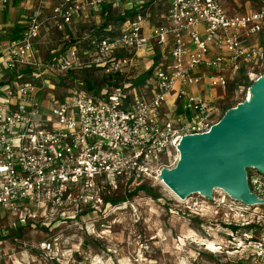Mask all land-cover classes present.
I'll return each mask as SVG.
<instances>
[{
  "label": "built area",
  "instance_id": "2783aa9c",
  "mask_svg": "<svg viewBox=\"0 0 264 264\" xmlns=\"http://www.w3.org/2000/svg\"><path fill=\"white\" fill-rule=\"evenodd\" d=\"M153 1L58 0L48 20L64 31L75 19L101 13L104 6L139 13ZM166 1L164 23L147 36L139 13L115 35L94 38L91 53L66 45L52 59L41 61L35 49L45 22L44 0H39L21 38L0 47V264H37L33 257L38 255L51 264H104L81 247H72L69 241L75 233L26 244L18 241L20 231L40 221L50 233L64 226L67 233L82 228L95 235L90 226L94 231L100 217L118 207L108 202L109 196L119 188L130 196L144 185L161 184V172L173 168L183 137L207 133L221 120L212 97L186 90L207 83L226 92L243 64L264 62V50L252 40L264 30V0H245L258 3L247 14H229L221 0ZM155 46L169 48V62L155 68L149 99L131 96L124 85L102 95L84 89L60 100L45 98L47 91L55 90L46 80L85 68H101L115 84L134 61L124 51L154 57ZM213 52L217 54L211 56ZM202 68L207 70L200 72ZM177 86L180 111L172 109L163 117V105ZM248 183L264 200V177L250 174ZM240 203L228 205L221 222L225 237L218 245L213 234H206L215 248L206 245L205 251L210 259L219 253L236 255L234 261L220 264H264V213L260 206ZM144 259L130 258L128 264H158Z\"/></svg>",
  "mask_w": 264,
  "mask_h": 264
},
{
  "label": "rangeland",
  "instance_id": "374dc122",
  "mask_svg": "<svg viewBox=\"0 0 264 264\" xmlns=\"http://www.w3.org/2000/svg\"><path fill=\"white\" fill-rule=\"evenodd\" d=\"M222 1L226 3L228 9L235 8L234 0ZM54 2L55 0H46L45 6L47 9L45 10H47V16ZM163 2L159 6L154 4L145 10L139 11L146 19L145 24L146 21L150 25L162 21V17L165 16L168 10L167 1L163 0ZM107 9L110 14L106 18L110 20H106L102 12H90L89 17L72 27L73 35L68 39L65 37L70 35L71 32H55L51 27L52 24L47 21L38 49L41 59L46 60L54 52L63 50L66 45L76 44L84 49L86 43L93 40L95 36L100 34L102 36L106 32L115 35L119 26L124 23V21L121 22L116 18L124 17L125 13L129 11L124 7H108ZM18 18L22 23L26 22L24 17L19 16ZM131 19L130 17L127 18V20ZM105 22H109V25L106 31H103L102 27ZM63 38L68 41L64 46ZM126 56L134 59V66L129 69L119 83H111L114 88L139 76L148 78L161 62V60L158 62L156 60L152 61L144 52L130 51L126 53ZM262 64L263 67L260 70L263 71L264 62ZM256 79L249 76H239L238 73L230 78L228 90L223 93L222 99L218 102L217 113L220 118L224 117L229 109L236 107L247 99L249 88L252 87ZM93 80L99 82L97 86H103L104 89L110 88L101 72L97 70H78L74 71L70 77L66 75L61 79L54 80L50 78L46 80V84L53 83L55 85V90L53 92L47 91L45 98L47 101L51 97L59 100L67 98L74 93L82 92L86 84L93 82ZM178 158L174 157L172 159L173 168L176 166ZM246 172L249 177L250 174L258 171L247 168ZM262 175L264 177V174ZM151 187L147 191L136 193L134 196H129L124 188H119L112 196H109L121 199V201H118L117 208L106 213V217H100L102 212L97 214L100 219L95 223L94 231L90 226L91 232L95 234L93 236L84 233L82 228L73 229L72 232L70 230V233H67L64 226L58 227L50 233L49 230H45L47 227L42 224L43 222L38 221L33 225V228L27 227L21 230L18 241L26 244H37L54 234H62L61 237H64V234L66 236L75 233V237L69 241L72 247H81L84 251H88L94 261L104 264H113L117 261L128 264L130 258L145 261V256L158 264H220L234 261L236 255L227 256L224 253H219L214 259H210L208 252L205 251L206 245L212 249L215 247L206 239V234H213L218 245L219 240L225 237L226 231L223 229L221 222L228 214L227 207L228 205H241L240 201L234 202L226 197V203L223 204L222 200L225 193L221 189H216L211 198L200 194H192L178 201L164 184H154ZM125 201H129L131 204L122 206L121 203ZM196 202L202 204V207L194 206ZM259 206L260 212L264 213V204ZM249 207L253 208L254 206ZM85 219L88 220V218ZM33 260L37 264H47L49 262L41 255L36 256V259L33 257Z\"/></svg>",
  "mask_w": 264,
  "mask_h": 264
},
{
  "label": "water",
  "instance_id": "95a60500",
  "mask_svg": "<svg viewBox=\"0 0 264 264\" xmlns=\"http://www.w3.org/2000/svg\"><path fill=\"white\" fill-rule=\"evenodd\" d=\"M174 168L160 179L181 199L214 189L246 205L264 204L250 190L246 169L264 174V75L249 88V98L229 109L209 132L184 136Z\"/></svg>",
  "mask_w": 264,
  "mask_h": 264
},
{
  "label": "crops",
  "instance_id": "0c3cea01",
  "mask_svg": "<svg viewBox=\"0 0 264 264\" xmlns=\"http://www.w3.org/2000/svg\"><path fill=\"white\" fill-rule=\"evenodd\" d=\"M3 1L4 0H0V47L5 46L6 44H8L11 41H16V40H19L21 38L23 31H24V28H25V25H26V22L22 23L18 17L19 16L21 18L24 17L27 20V17L31 13V11H33L39 5V0H13V1H9L7 3H4ZM78 1H85V0H78ZM45 2H46V0H44V3H43V8H44L43 9V20L45 22H44V25L42 27L40 37L37 40L36 45H35V49L37 51V57L41 61L50 60V58L52 59L58 53V52H54L52 54V56H50L46 60L41 59V57L39 56V52H38L39 43L42 40V33L46 28L45 23L48 21L49 24H51L48 19H49V16L51 15V12H52L54 5L58 2V0H55L53 6L51 7L52 9H50V12L48 11V16H47V10H45V9H47L45 6ZM221 2L229 14H247V13L254 11L258 7L257 2L255 3V2L245 1V0H234L233 3L235 4V8L232 7L231 9H228L226 7V3L225 2L223 3L222 0H221ZM162 3H164L163 0H156V1L150 2V3H148V5H146L144 7V10L147 7L153 6L154 4L159 6ZM24 14L26 15V17ZM89 14L90 13H87L86 15L82 16L81 18L75 19V21L73 22V24L71 26H68L64 31H59V32L60 33H63L66 31L71 32L70 35H67L65 38L68 39V38H70V36L72 37V35H73V33L71 31L72 27H74L76 24H78L81 20L89 17ZM166 14H165V16L162 17V21L157 23V24L150 25L148 23V21H146V24L144 23L145 25H143V34L145 36L149 35L154 27H156L159 24L164 23ZM143 19H144V21L146 20L144 17H143ZM51 27H52L53 31L58 32V30H56L53 27V25H51ZM110 35H112V34H107L106 36H110ZM263 36H264V30L258 36L253 37L252 40L255 44H257L258 46H260L264 50V37ZM65 38H63V41H64L63 46L66 45L65 44L66 42H68V41H65ZM94 38H97V37L95 36ZM49 41L51 42V40H49ZM91 41L92 40H90L88 43H86V47L84 49H82V51H84V53L87 51L91 53L95 49V46L91 43ZM130 51H135V50H127L126 52L124 51L125 55L124 54L123 55L126 56V53H128ZM155 52H156V55L154 57H149V58H151L152 61L156 60L157 62L161 60L160 65H157V66H161V65L166 66L169 62V48H167V47L163 48V47L155 46ZM214 54H217V52H213V54L211 56H214ZM134 63L135 62L133 61L132 67L134 66ZM261 67H263V64H248V63L243 64L241 66L240 70L238 71V75L244 76V77L249 76L251 78H257L258 79L264 75V70L263 71L260 70ZM206 70H207L206 68H202V70L200 72H205ZM126 74L119 76V82L125 77ZM141 78H142V76H139L137 78L129 80V82H123L122 84L128 88L127 92L131 96L142 94L147 99H149L152 96V94L154 92V87H155L154 86V80H153V74L151 76H149L148 78H145L143 80ZM179 88L180 87L177 86L176 89L169 95L167 101L164 103L163 108H162L163 117H165L164 115H167L172 109L176 110L177 112L180 111L181 104H180V101L177 99L178 98L177 93H178ZM186 91L188 93L196 95V96H202L205 98L212 97L213 104L217 105V106H218V102L220 101V99H222L223 93H225L220 88L211 89L207 83H202L197 87L188 88Z\"/></svg>",
  "mask_w": 264,
  "mask_h": 264
},
{
  "label": "trees",
  "instance_id": "16d2710c",
  "mask_svg": "<svg viewBox=\"0 0 264 264\" xmlns=\"http://www.w3.org/2000/svg\"><path fill=\"white\" fill-rule=\"evenodd\" d=\"M108 8V6H104L103 7V10H102V13H103V16L106 18L109 14H110V12H109V10L107 9ZM138 15V12H135V11H129V12H126L125 13V16L124 17H122V18H116L117 20L119 19L121 22H125L126 20H127V18L128 17H130V18H135L136 16ZM106 20H110L109 18H106ZM109 25V22H105L104 23V25H103V27H102V30L103 31H106V28H107V26ZM107 33L108 32H106V34H104V35H102V36H106L107 35ZM101 36V34L100 35H98V36H96V37H102ZM84 71H89V70H97V71H99V72H101L102 74H103V77H104V79H106V81H107V83L110 85V88H106V89H104V87L103 86H97V84L99 83L98 81H94L93 80V82H88L87 84H86V86H85V90L86 91H88L90 94H92V95H102L105 91H107L108 93L111 91V89H112V87H114L113 85L111 86V83H112V78L110 77V76H108V75H106L105 73H104V71L101 69V68H85V69H83ZM74 71H71V72H69L68 74H67V77H70L71 75H72V73H73ZM144 77H146V76H144ZM141 78L142 80L143 79H145V78ZM113 84V83H112ZM109 87V86H108ZM257 174L259 175V176H262L263 177V175L261 174V173H259V172H257ZM149 188H152L150 185H144V186H142V187H140L138 190H136L134 193H132L130 196H134V195H136V193H138V192H144V191H147ZM108 200V199H107ZM121 201V199H115V198H112V199H109L108 200V202H111V203H114V204H116V203H118V201ZM0 239H1V235H0Z\"/></svg>",
  "mask_w": 264,
  "mask_h": 264
},
{
  "label": "bare ground",
  "instance_id": "6f19581e",
  "mask_svg": "<svg viewBox=\"0 0 264 264\" xmlns=\"http://www.w3.org/2000/svg\"><path fill=\"white\" fill-rule=\"evenodd\" d=\"M179 159H180V157H179ZM178 159V160H179ZM161 184L163 185L164 183H163V181H161ZM164 186L165 187H167L168 188V190H169V192L171 193V195L176 199V200H178V201H181V200H183V199H181L178 195H176L166 184H164ZM216 189H214L213 190V192L215 191ZM197 194H200V193H197ZM201 195V194H200Z\"/></svg>",
  "mask_w": 264,
  "mask_h": 264
}]
</instances>
